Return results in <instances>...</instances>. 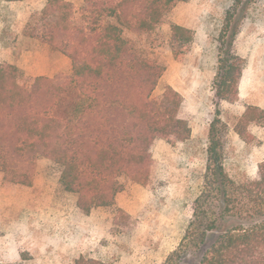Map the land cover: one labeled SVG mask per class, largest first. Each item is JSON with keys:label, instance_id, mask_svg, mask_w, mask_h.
I'll list each match as a JSON object with an SVG mask.
<instances>
[{"label": "trees", "instance_id": "16d2710c", "mask_svg": "<svg viewBox=\"0 0 264 264\" xmlns=\"http://www.w3.org/2000/svg\"><path fill=\"white\" fill-rule=\"evenodd\" d=\"M182 1L82 0L77 9L67 0H46L27 34L66 57L71 74L36 77L22 86L17 69L0 64L3 188L29 185L37 161L46 159L61 169L65 191L77 196L76 207L86 214L115 204L121 178L150 183L154 143H185L191 128L174 89L152 99L164 67L143 58L123 32L151 34ZM111 19L116 24L108 23ZM229 29L219 36L213 89L216 103L235 104L245 62L233 50L239 24ZM192 42L190 30L172 27L168 47L174 56ZM217 124L216 118L210 125L206 171L192 217L161 264H264V162L254 177L230 179L220 159ZM263 124L264 108L247 106L233 131L251 144V128ZM119 214L115 221L121 224ZM75 264L108 263L79 258Z\"/></svg>", "mask_w": 264, "mask_h": 264}, {"label": "rangeland", "instance_id": "374dc122", "mask_svg": "<svg viewBox=\"0 0 264 264\" xmlns=\"http://www.w3.org/2000/svg\"><path fill=\"white\" fill-rule=\"evenodd\" d=\"M67 1L77 9L82 5V0ZM45 3L0 0V64L13 65L22 86L36 77L71 74L66 57L27 34ZM108 23L116 24L112 19ZM236 23L233 50L245 62L240 100L216 103L219 36ZM173 26L193 33L192 45L178 56L168 47ZM123 36L148 62L164 67L152 99L158 100L167 87L182 96L190 139L176 146L156 141L150 183L142 186L121 178L115 204L86 214L77 209V196L65 191L61 169L46 159L37 161L27 186L3 188L0 175V264H75L79 258L108 264L163 263L192 217L206 171L210 125L216 118L220 159L230 179L254 177L264 162V124L251 128V144L233 131L247 106L264 108V0H185L176 3L151 34L124 31ZM119 211L121 224L115 221Z\"/></svg>", "mask_w": 264, "mask_h": 264}]
</instances>
